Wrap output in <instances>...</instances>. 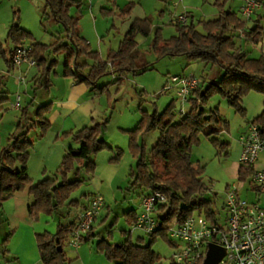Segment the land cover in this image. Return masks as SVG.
Here are the masks:
<instances>
[{
	"label": "rangeland",
	"instance_id": "1",
	"mask_svg": "<svg viewBox=\"0 0 264 264\" xmlns=\"http://www.w3.org/2000/svg\"><path fill=\"white\" fill-rule=\"evenodd\" d=\"M129 1L134 2L131 14L123 17L118 13V8L114 7L117 6L116 4L123 6ZM216 1L82 0L80 7L76 4L71 6L70 12L80 15L79 29L87 33L92 45L99 47L98 41L102 35L109 43L110 40L113 42L116 40L114 35H117L118 38L129 31L134 33L136 41L134 53L137 60L139 63L150 62L152 66L135 73L129 72L120 81L115 80L117 74L112 72L99 79L98 85L108 84V88L94 96L96 109L93 113L95 119L92 120V123L108 120L107 128L103 134L107 146L93 156V160L96 162L94 174L87 176L82 171V180L71 192V198L84 202L88 197L99 194L103 196L105 205L94 225L95 235L88 240L81 241L79 246L68 242L69 235L63 246L66 258L63 259L61 255L56 256L53 264H115V260L108 257L98 244L100 240L105 239L104 241L115 245L124 242L128 237L135 242L141 241L147 244L152 240L151 249L159 257L152 264H170L172 261L174 252L180 248L182 243L178 238L171 237L169 234L168 238L161 232L152 237L144 230L133 228L135 211L141 212V195L146 189L144 186L134 183L132 173L135 171L138 159L130 146L128 130L137 127L143 110L162 112L171 101L174 102L173 110L176 119L183 116V113L180 112L182 102L177 90L175 88L167 89L166 86L171 83L169 81L171 76L193 75L200 80L205 79L206 84L211 80L222 78L224 72L217 63L189 59L185 54L159 57L151 45L158 27H161L162 35L165 38L177 33L173 20L181 14L187 15L188 19L193 20L202 30L200 21L217 17L220 12ZM224 3V8L241 14L240 7L243 0H225ZM103 5L112 6L114 9L112 12L104 14L101 9ZM146 17L151 20V28H142L136 23L137 18ZM250 21L254 23L252 19ZM15 25L30 32L29 36L31 37L25 38L23 43L27 47L35 42L49 44L58 37L67 36L63 24L52 16L45 0H0V97H5L0 101V133L3 143H6L7 133L14 129L16 117L21 114L22 107L26 105H29V114L31 115L40 104L49 103L46 116L51 121V125L53 122L57 125L58 113L50 114V111L57 110L55 105L58 99L66 94L70 87L68 84L71 83L62 74L64 54L58 56L48 54L49 61L57 58L50 70L52 85L49 88L41 86L36 81L35 77L39 74L40 69L37 64L30 66L25 63L20 67L16 65L12 67L13 65L9 64L8 58H10L11 50L16 46V41L9 35V32ZM108 28L114 30L111 31V35L106 34ZM118 31H120L119 34ZM238 42H241L249 57H258L264 48V38L258 44L242 37L238 38ZM22 74L25 76L26 84L19 80ZM114 80L116 82H113ZM18 95L21 97L19 100L21 108L16 105ZM51 100L55 101V105ZM31 101H33L32 105ZM242 104L245 107V113L230 106L226 96L219 90L209 91L204 101L205 108L219 112L228 125H223L220 122V130L213 131L211 134L199 132L198 140L194 142L191 150V158L196 164L203 166L202 179L209 187L205 196L213 201L214 209L222 216L226 215L224 204L227 200L228 190L234 185L239 187L238 193L244 199L250 202L257 201L264 205V193H258L252 188L249 179H239V169L245 166L240 161V136L248 124L262 112L264 93L250 90L243 96ZM184 106L187 112L189 102H186ZM38 133V128L33 129L30 137L36 139ZM158 136V129L142 131L137 135V141L145 146L147 152ZM57 140L58 143L62 140L66 142L68 137L61 135ZM79 206L80 204H65L52 214L40 213L39 218L32 221H38L37 225H41L40 217L45 215L44 218L47 221L44 223V227H47L48 230L58 229L60 225H67L78 217ZM16 209L17 206L14 207L13 201H9L8 203L4 202L3 208L0 210V243L2 245L0 264H30L25 262L27 258L25 254L9 249L10 241L13 246L15 244L16 249L25 246L20 238L12 239L16 232L18 235L25 230L23 225H18L20 219L16 215L17 212L20 215L23 213L20 209L15 212ZM203 211L202 214L205 213ZM28 215L30 217L29 210ZM8 236L9 240L6 244L4 239ZM141 237L143 239H140ZM170 240L176 241L180 245H174Z\"/></svg>",
	"mask_w": 264,
	"mask_h": 264
},
{
	"label": "trees",
	"instance_id": "2",
	"mask_svg": "<svg viewBox=\"0 0 264 264\" xmlns=\"http://www.w3.org/2000/svg\"><path fill=\"white\" fill-rule=\"evenodd\" d=\"M45 1L52 16L63 24L67 36L58 37L49 44L35 42L28 46L30 55L40 67L35 79L41 86L49 88L52 85L49 74L57 58L49 61L48 54H64L62 74L85 83L96 95L108 88V84L98 85L103 75L112 72L117 74L115 80L120 81L129 72L135 73L152 66L150 62L139 63L137 60L134 53V33L124 34L118 46L109 50L106 56L94 49L91 42L80 33V15L70 12L71 6L76 4L80 7L82 0ZM224 2L225 0L216 1L220 8L217 17L200 21L202 30L193 20L188 19L185 23L173 20L177 33L165 38L161 27H158L151 43L159 57L185 54L189 59L217 63L224 72L221 79L211 80L207 84L205 79L200 81L189 97L188 111H185L180 119H176L174 102L171 101L162 112L143 110L137 127L128 130L130 146L138 159L132 173L134 183L146 189L141 196L155 190H162L168 196V202L160 204L157 209L158 224L154 231L149 233L152 237L160 232L168 237L167 226L172 219L183 220L193 213H202V210L204 215L214 222L219 220L220 213L214 209L213 201L205 196L209 187L202 179L203 166L196 164L191 158V150L194 142L198 140L199 132L211 134L220 130V122L228 125L219 112L205 108L204 101L209 91L219 90L226 96L229 105L241 113H245L242 99L246 93L250 90L264 93V50L258 57H249L241 42H238L241 37L255 44L263 40L264 0H260L261 5L254 12L256 17L252 24L249 21L253 15L244 18L242 14L224 8ZM133 3L130 1L123 7L118 5L115 9L118 8V13L125 17L131 14ZM113 9L103 8V13L108 14ZM136 23L142 28H151L152 25L148 17L137 18ZM9 35L16 41L15 48L25 45V38L31 37L30 32L18 25L11 28ZM15 48L11 50L8 58L10 65H14L12 54ZM115 80L113 82H116ZM3 99L5 97H0V101ZM48 106L49 103L40 104L32 115L29 114V105L22 107L7 142L0 144V210L6 199L29 184L32 201L28 210L32 220H37L40 213L52 214L65 204L79 205L78 199L71 198V192L81 182L82 171L87 176L94 174L96 162L93 156L107 146L103 136L107 119L91 122L75 130H66L61 135L70 138L72 143L67 146L55 177L47 176L31 183L27 165L35 140L30 137V133L38 128L37 137H43L51 127V121L46 116ZM250 123L257 124L264 133V108ZM154 129L159 130V136L146 152L145 146L137 141V135L142 131ZM253 171L252 166H242L239 169V179H249L250 185L253 186ZM252 188L258 191L255 186ZM75 226L76 220L67 225H60L55 233L45 231L36 234L44 262L52 264V259L59 255L63 259L66 258L64 248L60 251L58 247L64 246ZM92 227L84 237L85 240L95 235ZM8 240L9 236L4 239V243L7 244ZM104 240H100L99 248L115 260V264H152L159 258L151 249L152 240L147 244L135 242L128 237L124 242L115 245ZM170 242L176 245L175 241ZM1 247L0 243V251ZM170 264L182 263L172 259Z\"/></svg>",
	"mask_w": 264,
	"mask_h": 264
},
{
	"label": "built area",
	"instance_id": "3",
	"mask_svg": "<svg viewBox=\"0 0 264 264\" xmlns=\"http://www.w3.org/2000/svg\"><path fill=\"white\" fill-rule=\"evenodd\" d=\"M260 5V0H244L240 12L244 18H249ZM174 20L185 23L188 17L181 14ZM29 52L30 48L25 45L16 47L12 54L14 65H36L35 58ZM19 78L25 83L23 74ZM169 81L171 83L166 85L167 89L177 90L182 102L180 112L185 113L184 104L201 80L193 75H173ZM19 100L20 95L16 101L17 106L20 105ZM240 144V161L254 168L251 176L253 186L258 189V193H264V133L257 124L249 123L240 136ZM238 190L236 185L229 188L224 204L226 215L220 214L217 222L202 213H193L183 220L174 218L169 222L168 234L182 242L180 245L175 241L180 248L174 252L173 260L182 264H201L207 255L209 243L213 242L225 248V254L218 264H264V205L244 199ZM166 202L168 196L162 190L142 196L141 212L137 215L133 228L153 232L158 224L157 209ZM104 205L102 195H92L88 205L76 219V226L70 234V244L78 246L83 241Z\"/></svg>",
	"mask_w": 264,
	"mask_h": 264
},
{
	"label": "crops",
	"instance_id": "4",
	"mask_svg": "<svg viewBox=\"0 0 264 264\" xmlns=\"http://www.w3.org/2000/svg\"><path fill=\"white\" fill-rule=\"evenodd\" d=\"M116 5L117 6L119 5L120 7L125 6V5L121 6L120 4H116ZM103 8H112V6L106 7L103 5L101 8L102 11H103ZM252 15H253L252 21H255L253 19L256 17V15L255 14H252ZM249 22L252 23L251 21ZM112 29L109 30L108 28V32L106 34L111 35L112 34L111 31H114ZM119 32L120 31H118V34ZM80 33L81 35L85 36L88 39L87 37L88 35L85 31L80 30ZM127 33H130V32L128 31ZM124 34L118 38H117V35H114V39L116 40H114V42L110 40L109 43L105 41L102 35L98 41L100 43L99 47H95L94 45L92 46L94 49L99 50L103 56H106L109 50L115 49L118 46L119 41L122 39ZM89 41L91 42V40ZM12 67H14V65ZM64 77H66L67 81H71L70 85L68 84V86H70L68 91L66 92L65 95H63V97L58 99L56 105L54 103L55 101L51 100V102H53V104L57 107V110H54V111L51 110L50 114L51 113L54 114L55 112L58 113V116L56 117L57 125H55V122H53L50 129L48 130V132H46V134L43 137H36V139L34 138L35 140L34 146L31 149L30 158H29L28 165H27L28 173L31 178V183H36L39 180L47 176L55 177V174H56L55 170L59 166L65 154V150L67 146L72 143V140H70V138H68V141L66 142L62 140L60 143H58L57 139L60 137L61 133H63L66 130H70V129L75 130V129L81 128L82 126L91 123L92 120L95 119V117L93 116V113L96 109V103L94 100V96H95L94 91L93 92L92 90L89 91V87L85 83L77 82L75 79H73V77H67V76H64ZM24 89L26 90V86ZM17 99H18V96H17ZM15 108H17V106H15ZM19 108H21V105H19ZM18 117H16L17 119L15 121L16 123L18 121ZM9 133H7L6 137H8ZM0 144L1 145L5 144L2 142L1 133H0ZM29 186L30 185L27 184L24 189H22L21 191H17V193H15L13 197L5 201V203H8L9 201H13L14 207L17 206V209L15 210V212L18 211L19 209L21 210L23 215H20L18 212L16 214L18 218L20 219L18 222V225L19 226L23 225L25 228V230L22 231L21 234L17 235L16 234L17 232H16L12 237V239L14 237L20 238V240H22L25 246L21 249H16L15 244L13 246L12 242L10 241L9 249H11L14 252H20L21 254H25L27 256L25 262H28L30 264H38V263L48 264L47 262H44L41 257L36 234L38 232H45V231L55 233L58 229L56 228L54 230L52 229L48 230L47 227H44L45 226L44 223L47 221L44 218L45 215L40 217L41 225H37L39 224L38 221L33 222L32 219L29 217L28 205L32 201V195L29 192ZM90 198L91 197H88V199L84 200V202L78 199L80 201L79 213L82 212L84 207L88 205ZM101 213H102V210L92 223L93 232H95L94 225L96 221H98ZM138 214L139 212L135 211V218ZM37 251L39 252V254ZM53 261L54 259H52L51 261L52 264H53Z\"/></svg>",
	"mask_w": 264,
	"mask_h": 264
},
{
	"label": "water",
	"instance_id": "5",
	"mask_svg": "<svg viewBox=\"0 0 264 264\" xmlns=\"http://www.w3.org/2000/svg\"><path fill=\"white\" fill-rule=\"evenodd\" d=\"M58 249L61 251L63 247L59 245ZM225 254V248L210 242L208 245L207 255L201 264H218L220 259Z\"/></svg>",
	"mask_w": 264,
	"mask_h": 264
}]
</instances>
